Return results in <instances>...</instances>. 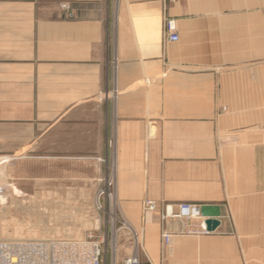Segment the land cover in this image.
I'll return each mask as SVG.
<instances>
[{"label": "crops", "instance_id": "1", "mask_svg": "<svg viewBox=\"0 0 264 264\" xmlns=\"http://www.w3.org/2000/svg\"><path fill=\"white\" fill-rule=\"evenodd\" d=\"M25 151L113 158L140 264H264V0H0V156ZM145 198L230 218L161 262Z\"/></svg>", "mask_w": 264, "mask_h": 264}, {"label": "rangeland", "instance_id": "2", "mask_svg": "<svg viewBox=\"0 0 264 264\" xmlns=\"http://www.w3.org/2000/svg\"><path fill=\"white\" fill-rule=\"evenodd\" d=\"M23 153L16 154L25 155L24 158L13 156L0 165L5 170L7 177L4 182L8 185L3 190V195H0L5 203L0 205V240L103 239L105 264H121L134 246L130 231L119 228V218L130 226L129 217L123 213L124 216L121 207L114 205L104 195L98 198L103 186L101 180L115 171L114 159L46 158L39 153ZM9 184L15 185L20 193L10 190ZM142 208L143 206L137 210L139 217L142 215ZM204 214L230 218L227 208L222 215ZM135 229L139 235L140 249L142 234L140 228ZM159 256L163 262L167 253L163 258L160 250Z\"/></svg>", "mask_w": 264, "mask_h": 264}, {"label": "built area", "instance_id": "3", "mask_svg": "<svg viewBox=\"0 0 264 264\" xmlns=\"http://www.w3.org/2000/svg\"><path fill=\"white\" fill-rule=\"evenodd\" d=\"M60 8L66 12L67 16H72L68 3H61ZM162 40L164 42L178 40L175 20L172 17L162 18ZM108 96L116 98L117 90L114 89ZM101 182L103 186L98 193V198L104 195L105 198L111 200L115 193L114 171ZM143 209L146 211L159 210L160 250L163 258L171 248L175 235L199 236L212 232L207 230L205 221L215 217L204 214L197 204L179 202L164 204L159 208L156 201L145 198ZM172 220H178L181 223V228L177 232L167 228L168 222ZM119 222V228H127L130 231L134 245L131 253L122 259L121 264H140L139 235L124 219L119 218ZM102 243L103 239L97 241L64 238L0 240V264H105Z\"/></svg>", "mask_w": 264, "mask_h": 264}, {"label": "bare ground", "instance_id": "4", "mask_svg": "<svg viewBox=\"0 0 264 264\" xmlns=\"http://www.w3.org/2000/svg\"><path fill=\"white\" fill-rule=\"evenodd\" d=\"M15 157L16 158H24L25 157V155H21V154H18V155H15ZM13 157H1L0 158V165L1 164H3V163H5V162H8L9 160H11ZM5 177H7L6 175H5V170L3 169V168H0V183L2 184V186H0V195H3V190L5 189V187L6 186H8V185H6V183L4 182L5 181ZM9 186H10V190L11 189H13V191L14 192H16L17 194H19L20 192H19V190L18 189H16L14 186L15 185H13V184H9ZM8 189V188H7ZM6 192V191H5ZM4 192V193H5ZM53 193V192H52ZM17 196H19V195H17ZM1 197V199H0V205H5V203H4V200H3V196H0ZM20 197V196H19ZM65 201V200H64ZM55 208V207H54ZM53 208V209H54ZM68 208V207H67ZM52 209V210H53ZM40 211V210H39ZM57 212V211H56ZM61 212V211H60ZM64 214V213H63ZM73 214H75V213H73ZM60 215V214H59ZM63 216V215H62ZM78 217V216H77ZM63 218V217H62ZM74 218H75V215H74ZM45 224V223H44ZM33 231V230H32ZM49 231V230H48ZM48 233V232H47ZM45 234V233H44ZM45 235H47V234H45ZM43 236V235H42ZM48 236V235H47ZM44 237V236H43ZM46 237V236H45Z\"/></svg>", "mask_w": 264, "mask_h": 264}, {"label": "water", "instance_id": "5", "mask_svg": "<svg viewBox=\"0 0 264 264\" xmlns=\"http://www.w3.org/2000/svg\"><path fill=\"white\" fill-rule=\"evenodd\" d=\"M205 223L207 230L213 231L216 229V227L219 225L220 222L216 218H208L206 219Z\"/></svg>", "mask_w": 264, "mask_h": 264}]
</instances>
